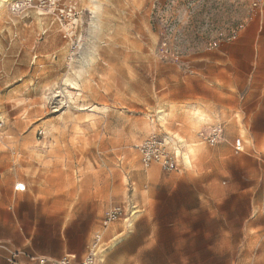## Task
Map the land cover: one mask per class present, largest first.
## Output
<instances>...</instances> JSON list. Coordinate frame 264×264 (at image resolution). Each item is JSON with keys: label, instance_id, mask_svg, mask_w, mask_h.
<instances>
[{"label": "rangeland", "instance_id": "rangeland-1", "mask_svg": "<svg viewBox=\"0 0 264 264\" xmlns=\"http://www.w3.org/2000/svg\"><path fill=\"white\" fill-rule=\"evenodd\" d=\"M14 1L0 0V201L6 182L22 184L17 215L24 235L91 233L93 240L100 235L93 225L109 210L129 205L181 160L192 164L200 150L171 130L174 111L157 104L166 67L231 36L255 9L249 0H58L60 10L74 12L59 20L38 0L13 13ZM14 43L24 47L7 60L2 48ZM166 136L181 142L176 169L144 166L136 147ZM218 186L219 252L242 245L237 238H245L249 219L257 225L249 228L256 238L249 247L264 251V204L250 211L225 193L227 183Z\"/></svg>", "mask_w": 264, "mask_h": 264}, {"label": "crops", "instance_id": "crops-1", "mask_svg": "<svg viewBox=\"0 0 264 264\" xmlns=\"http://www.w3.org/2000/svg\"><path fill=\"white\" fill-rule=\"evenodd\" d=\"M84 4L80 0V6ZM23 47L5 45L3 56L9 60L11 52ZM165 70L157 104L174 111L177 119L171 130L200 150L192 164L181 160L176 172L154 177L135 194L132 202L138 213L127 228L121 220L93 225L105 245L100 264H259L264 251L249 247L256 240L249 228H257L250 219L245 221V238H237L242 245L219 252L217 209L219 182L227 183L225 193L245 202L250 211L264 204L256 198L264 195V6L253 10L231 36L212 41ZM217 126L223 140L209 146L200 136ZM163 138L177 160L180 140ZM188 154H183L187 161ZM4 190L0 264H36L28 261L30 256L80 260L87 254L91 233L85 238L24 235L14 182H6ZM11 252L19 253L13 262Z\"/></svg>", "mask_w": 264, "mask_h": 264}, {"label": "built area", "instance_id": "built-area-1", "mask_svg": "<svg viewBox=\"0 0 264 264\" xmlns=\"http://www.w3.org/2000/svg\"><path fill=\"white\" fill-rule=\"evenodd\" d=\"M32 0H15L10 5V11L18 13L23 9L27 8ZM252 9H260L264 6V0H249ZM39 6L46 9H52L54 13L58 14L59 20L62 14L65 15L74 14L72 8L67 10H60L58 8V0H38ZM3 126V120L0 117V129ZM202 141L209 146L219 144L223 140V130L220 126L214 127L210 133L200 136ZM167 142L165 138L150 137L139 144L136 149L140 155V161L144 166H148L151 163H158L168 171L174 170L177 167L176 155L169 153L166 148ZM15 190L23 191L24 186L16 185ZM138 213L137 206L131 202L129 205L124 203L113 207L103 217L102 224L107 226L108 224L114 223L118 220H123L127 215L132 216ZM102 239L100 235H95L92 243L89 247L87 254L80 260H76L70 256H64L59 259H49L43 256H30L29 262H35L36 264H100L102 255L105 251L101 248ZM19 257L18 252L10 253V261L13 262Z\"/></svg>", "mask_w": 264, "mask_h": 264}]
</instances>
